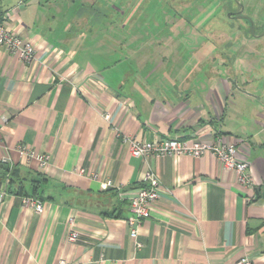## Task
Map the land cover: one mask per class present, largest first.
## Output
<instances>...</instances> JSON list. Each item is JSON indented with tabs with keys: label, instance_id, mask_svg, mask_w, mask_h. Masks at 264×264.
I'll use <instances>...</instances> for the list:
<instances>
[{
	"label": "crops",
	"instance_id": "0c3cea01",
	"mask_svg": "<svg viewBox=\"0 0 264 264\" xmlns=\"http://www.w3.org/2000/svg\"><path fill=\"white\" fill-rule=\"evenodd\" d=\"M52 5L0 0L5 25L36 46L29 63L0 46V264H234L243 254L264 264V95L246 88L264 86V76L251 75L264 51L249 49L262 60L246 68L238 57L231 67L198 60L196 49L193 64L165 62L160 52L152 64L135 61L143 48L112 35L113 48L101 50L97 32L78 28L79 15L57 21ZM173 37L164 36L170 57L180 54ZM117 47L128 55L112 59ZM207 60L208 75L195 76ZM116 128L140 140L238 143L255 184L243 186L212 154L135 157ZM20 144L49 153V165L20 154ZM149 171L160 177V196L137 248L128 199ZM34 189L41 213L22 205Z\"/></svg>",
	"mask_w": 264,
	"mask_h": 264
},
{
	"label": "rangeland",
	"instance_id": "374dc122",
	"mask_svg": "<svg viewBox=\"0 0 264 264\" xmlns=\"http://www.w3.org/2000/svg\"><path fill=\"white\" fill-rule=\"evenodd\" d=\"M239 1L244 3L245 13L254 20L255 31L261 33L264 27V0ZM52 2L53 5L49 8L56 15L57 21L64 23L79 15L81 19L76 21L78 28L86 32L92 29L97 32L100 46L103 47L101 50L108 49L109 47L105 48L107 45L110 47L112 44L115 45L112 35L117 38V43L123 42L125 38L128 46L140 50L143 48L142 51L145 53L137 52L135 61L149 56L147 62L152 64L154 59H159L160 52L164 54L161 58L165 62L184 63L190 57L187 61L193 64L196 62L192 53L194 49L198 51L196 54L198 60L217 57L230 64V67L236 57L240 58L245 68L247 61L262 60L248 50L262 46L261 50L264 51V37H253L251 25L247 20L228 16L229 12L239 10L237 0H52ZM169 30L176 35V38L173 37L176 45L174 43L173 45L176 50L178 49L176 53H180L179 56L178 54L175 57L169 56L170 47L164 38ZM224 48L226 52L220 53ZM116 49L118 53L111 50L112 59L118 58V55H128L125 52L128 48H124L125 51L118 47ZM236 50L237 52L233 53ZM205 51L207 53H204ZM261 55L264 58V53ZM200 66L203 69L197 70L195 76L205 77L208 75L211 60L202 62ZM255 66L256 70L251 75L258 78L264 76V61L255 63ZM246 88L253 90L260 97L264 95L263 84L257 83ZM255 105L262 108V105L259 106L260 103Z\"/></svg>",
	"mask_w": 264,
	"mask_h": 264
},
{
	"label": "built area",
	"instance_id": "2783aa9c",
	"mask_svg": "<svg viewBox=\"0 0 264 264\" xmlns=\"http://www.w3.org/2000/svg\"><path fill=\"white\" fill-rule=\"evenodd\" d=\"M0 46L18 56L23 62L29 63L36 58V46L33 41L7 27L1 16ZM105 117L109 119L110 114L106 113ZM116 134L122 142L128 144L131 154L135 157L147 158L151 155L163 157L179 154L199 157L204 154H212L221 162L224 169L234 170L238 173L239 181L243 186L253 187L255 184L249 160L239 156L238 143L226 142L222 137H218L212 142L203 141L199 136L190 138L180 136L155 137L151 140H140L118 128H116ZM18 151L20 154L26 155L29 160H36L42 168L49 165V153H39L23 144L18 146ZM144 179L145 183L128 199L131 215L126 221L130 229V236L135 241L137 248L143 246V243L139 240L140 227L150 217L151 206L159 198L161 189L160 177L154 171L147 172ZM22 205L32 207L38 213L43 212L45 208V203L33 196H23ZM69 223L72 226V231L68 239L75 241L79 237V232L74 229L75 221L73 217H70ZM234 264L258 263L249 255L243 254L236 259Z\"/></svg>",
	"mask_w": 264,
	"mask_h": 264
},
{
	"label": "flooded vegetation",
	"instance_id": "af4514ba",
	"mask_svg": "<svg viewBox=\"0 0 264 264\" xmlns=\"http://www.w3.org/2000/svg\"><path fill=\"white\" fill-rule=\"evenodd\" d=\"M243 3V2H242ZM244 4V3H243ZM238 5H239V10H240V8H241V6H240V4L238 3ZM239 10H236V11H231V17L232 18H238V19H244V20H247L249 23H250V21L247 19V18H241V17H239L240 15H243V14H246L245 13V8H244V10H243V12H241V13H239ZM247 15V14H246ZM249 16V15H248ZM251 18V17H250ZM253 22H254V20H253ZM250 25H251V23H250ZM254 25H255V23H254ZM255 28H256V26H255ZM254 31H255V29H254ZM253 33V29H252V26H251V35L253 36V37H256V38H261V37H264V27H263V30H262V32L261 33H257L256 31H255V34L256 35H253L252 34ZM259 48H263L262 46H260Z\"/></svg>",
	"mask_w": 264,
	"mask_h": 264
},
{
	"label": "trees",
	"instance_id": "16d2710c",
	"mask_svg": "<svg viewBox=\"0 0 264 264\" xmlns=\"http://www.w3.org/2000/svg\"><path fill=\"white\" fill-rule=\"evenodd\" d=\"M8 170L9 169L6 167L5 168V172H7ZM16 175H17L16 171H11V174L9 175V183H10V185H12V183L15 181ZM27 196H33V197H36V198H39L40 200H42L39 196L36 195V190L35 189L30 194H27Z\"/></svg>",
	"mask_w": 264,
	"mask_h": 264
},
{
	"label": "water",
	"instance_id": "95a60500",
	"mask_svg": "<svg viewBox=\"0 0 264 264\" xmlns=\"http://www.w3.org/2000/svg\"><path fill=\"white\" fill-rule=\"evenodd\" d=\"M237 2L240 4V6H241V8H240V10H239V13H241V12H243V10H244V4L241 2V1H239V0H237ZM231 12H229L228 13V16L229 17H231ZM239 17H241V18H247L249 21H250V23H251V26H252V29H253V35H256L255 34V31H254V29H255V25H254V22H253V20H252V18H250L248 15H246V14H243V15H240Z\"/></svg>",
	"mask_w": 264,
	"mask_h": 264
}]
</instances>
